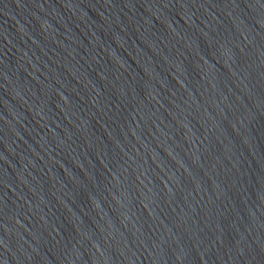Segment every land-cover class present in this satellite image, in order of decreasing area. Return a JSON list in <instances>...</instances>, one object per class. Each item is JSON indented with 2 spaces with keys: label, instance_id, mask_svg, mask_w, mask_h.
I'll list each match as a JSON object with an SVG mask.
<instances>
[{
  "label": "water",
  "instance_id": "1",
  "mask_svg": "<svg viewBox=\"0 0 264 264\" xmlns=\"http://www.w3.org/2000/svg\"><path fill=\"white\" fill-rule=\"evenodd\" d=\"M0 264H264V0H0Z\"/></svg>",
  "mask_w": 264,
  "mask_h": 264
}]
</instances>
